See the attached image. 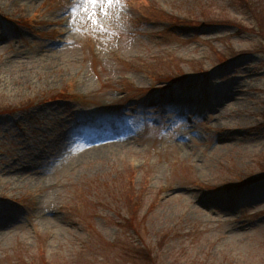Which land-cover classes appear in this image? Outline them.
<instances>
[{
  "label": "rangeland",
  "instance_id": "1",
  "mask_svg": "<svg viewBox=\"0 0 264 264\" xmlns=\"http://www.w3.org/2000/svg\"><path fill=\"white\" fill-rule=\"evenodd\" d=\"M244 4L0 0V264H264Z\"/></svg>",
  "mask_w": 264,
  "mask_h": 264
},
{
  "label": "trees",
  "instance_id": "2",
  "mask_svg": "<svg viewBox=\"0 0 264 264\" xmlns=\"http://www.w3.org/2000/svg\"><path fill=\"white\" fill-rule=\"evenodd\" d=\"M245 1H246V4H244L245 9H248L251 12V14L253 15V17L255 18L256 25L259 27L260 34L262 36H264V4H262L260 7H258V5L256 3H254V2H253L254 4L251 3L253 0L252 1L251 0H242L243 3ZM180 21H182V20H180ZM225 21L229 22L226 19H225ZM166 79L174 80L175 78L174 77L173 78L172 77H167ZM62 95L63 94L57 93V94L51 95V97H49V98H57V97L62 96ZM15 110H17V109L10 107V108H8L6 110H0V113L6 112V111L8 113H13ZM261 165H263V167H261L260 169H261V171H263L264 164H261ZM263 177H264V173L261 174V175H259V176H257V177H255V178L253 176H251V177H249V176H246V177L243 176L239 181L235 182V184L236 185H242V184L243 185L244 184L247 185V184H250V183L252 184L255 181L257 182L256 179H260V178H263ZM263 179H260V180H263ZM136 196H137L136 198L138 199L139 195L137 194ZM136 198H135V200H131L130 205L132 207H134V205L138 204V201H137ZM136 251H138V250H136ZM139 252L140 253H143L145 255L146 253H148V250L146 248H143L142 250H139Z\"/></svg>",
  "mask_w": 264,
  "mask_h": 264
},
{
  "label": "snow or ice",
  "instance_id": "3",
  "mask_svg": "<svg viewBox=\"0 0 264 264\" xmlns=\"http://www.w3.org/2000/svg\"><path fill=\"white\" fill-rule=\"evenodd\" d=\"M92 2H107V3H112V0H92Z\"/></svg>",
  "mask_w": 264,
  "mask_h": 264
}]
</instances>
